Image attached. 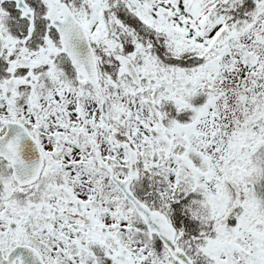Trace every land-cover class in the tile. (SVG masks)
I'll use <instances>...</instances> for the list:
<instances>
[{
    "label": "snow or ice",
    "instance_id": "1",
    "mask_svg": "<svg viewBox=\"0 0 264 264\" xmlns=\"http://www.w3.org/2000/svg\"><path fill=\"white\" fill-rule=\"evenodd\" d=\"M0 264H264V0H0Z\"/></svg>",
    "mask_w": 264,
    "mask_h": 264
}]
</instances>
